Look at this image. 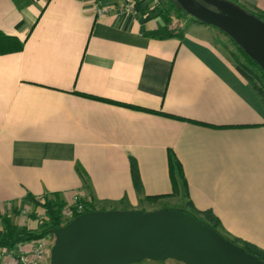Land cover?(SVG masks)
<instances>
[{
    "label": "crops",
    "instance_id": "1",
    "mask_svg": "<svg viewBox=\"0 0 264 264\" xmlns=\"http://www.w3.org/2000/svg\"><path fill=\"white\" fill-rule=\"evenodd\" d=\"M129 1L101 0L96 16L93 0H0V229L6 216L38 230V195L93 209L173 198L172 156L218 231L264 250L263 101L216 27L172 29L161 4Z\"/></svg>",
    "mask_w": 264,
    "mask_h": 264
},
{
    "label": "water",
    "instance_id": "2",
    "mask_svg": "<svg viewBox=\"0 0 264 264\" xmlns=\"http://www.w3.org/2000/svg\"><path fill=\"white\" fill-rule=\"evenodd\" d=\"M194 21L231 38L264 73V22L226 0H175ZM48 264H131L176 259L185 264H264L192 213L89 209L51 230Z\"/></svg>",
    "mask_w": 264,
    "mask_h": 264
},
{
    "label": "trees",
    "instance_id": "3",
    "mask_svg": "<svg viewBox=\"0 0 264 264\" xmlns=\"http://www.w3.org/2000/svg\"><path fill=\"white\" fill-rule=\"evenodd\" d=\"M13 1L17 5L25 3L24 0H13ZM226 1L241 7V5L237 3V1L235 0H226ZM178 7L180 8L182 12L186 13L180 7L179 4H178ZM179 14L181 15L180 12ZM254 15H256L258 18H260L264 22V12H259ZM161 34L166 35V36L174 35L173 31H169V30L162 31ZM229 39L234 44L238 52V53H232L236 69L252 85V87L254 88V90L256 91V93L258 94V96L264 103V73L262 69L252 58H250L245 53V51L239 45H237L231 38ZM18 48L19 46H17L16 49ZM239 56H241L242 59H240ZM169 173H170V180H171L172 189H173L172 194H178L180 188L183 190L185 189L187 191V185H186L182 167L180 163L178 162V160L172 156H170V159H169ZM132 177H133L134 187L136 188V190L140 191L141 181L138 175V171L134 167L132 168ZM185 195L187 197V201L185 203V211H188L194 215L197 214L198 216L202 215L203 218L199 220L206 222L212 228L218 231V228L220 227V221L212 213V211L210 209H206V210L197 209L193 205L192 201L189 200L187 192H185ZM165 196L166 195H149V196H146L145 199L148 203H155L159 199ZM30 198L31 200H33L32 197ZM64 203L65 202L63 200L57 197H55L54 199H45L43 206L45 209L46 219L41 223L38 230H31L29 228H26L23 225L13 224L11 223L9 217L3 216L1 218L3 227L0 229V247H12L15 243L26 242L32 239H41L44 236H46L48 233L51 232L52 229L59 226L60 210L62 206L64 205ZM89 209H93V208L90 206L89 207L85 206V210H89ZM31 214L36 218L34 210L32 211ZM73 216H75V214ZM224 237L228 239L226 236ZM231 241L239 245L238 240H231ZM242 243H243L242 245H239L241 248L257 256L260 260L264 261V250L259 249L248 242H242Z\"/></svg>",
    "mask_w": 264,
    "mask_h": 264
},
{
    "label": "built area",
    "instance_id": "4",
    "mask_svg": "<svg viewBox=\"0 0 264 264\" xmlns=\"http://www.w3.org/2000/svg\"><path fill=\"white\" fill-rule=\"evenodd\" d=\"M132 3L133 1L130 0L129 5L131 6ZM147 3L150 8H155L160 4V0H147ZM93 11L96 16H102L105 13L106 9L102 5L101 0H93ZM174 24L173 27L171 25V28L173 29H175L177 25L181 26L180 22L178 23L177 20ZM78 195V193L73 194L71 200L65 202L62 206L59 216V225L65 224L73 217L74 214L77 215L85 210V205L82 201H79ZM33 200L37 206L34 210L36 218L42 223L46 219L45 209L43 206L45 198L42 195H38L35 196ZM7 204L9 205L10 203ZM26 242H28L30 246L29 252L21 250L15 255L10 253L11 248H19L22 242L15 243L12 247H0V264H41L48 259L50 245L47 246V243L42 238L32 239Z\"/></svg>",
    "mask_w": 264,
    "mask_h": 264
},
{
    "label": "rangeland",
    "instance_id": "5",
    "mask_svg": "<svg viewBox=\"0 0 264 264\" xmlns=\"http://www.w3.org/2000/svg\"><path fill=\"white\" fill-rule=\"evenodd\" d=\"M160 4L161 7L164 8V12L166 13L167 19H168V23L170 22V25H172L176 22L179 23L181 25H183V23H185L186 21L192 19L193 17L190 16L187 13H184L180 10V8L178 7V4L175 0H160ZM179 12L181 13V15L179 14ZM176 25V24H174ZM178 27H180L179 25H177L175 27V29H178ZM173 29V28H172ZM217 29V28H215ZM217 31L221 32L220 30L217 29ZM223 33V32H221ZM224 35V34H223ZM224 42L226 44V50L227 52L229 51H233L235 53H238L236 50V47L234 46V44L230 41L229 37L227 36H223ZM240 59H242L241 56H239ZM187 201V197L184 194L183 190L179 195H176L173 198L170 199H163V200H158L155 203H148L145 200H141L137 203L136 205V209L137 210H155V209H161V208H177V209H182L185 210V203ZM194 215V214H193ZM196 216V218L198 219H202V215H194ZM38 221V220H37ZM39 222V221H38ZM39 224L41 225V222H39ZM39 225V227H40ZM52 242V235H51V239L46 242L47 246L51 245ZM239 245H242L243 243L241 241H238ZM50 247V246H49ZM162 260H151V259H143L139 262H135V263H131V264H160ZM41 264H48V259L45 260L44 262H42Z\"/></svg>",
    "mask_w": 264,
    "mask_h": 264
}]
</instances>
